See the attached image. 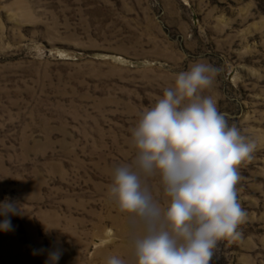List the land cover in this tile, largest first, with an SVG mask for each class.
I'll use <instances>...</instances> for the list:
<instances>
[{
	"label": "rangeland",
	"instance_id": "rangeland-1",
	"mask_svg": "<svg viewBox=\"0 0 264 264\" xmlns=\"http://www.w3.org/2000/svg\"><path fill=\"white\" fill-rule=\"evenodd\" d=\"M197 62L256 145L237 168L239 236L209 264H264V0H0V204L20 208L0 215V264H135L112 175L140 114ZM146 184L166 207L160 178Z\"/></svg>",
	"mask_w": 264,
	"mask_h": 264
},
{
	"label": "clouds",
	"instance_id": "clouds-1",
	"mask_svg": "<svg viewBox=\"0 0 264 264\" xmlns=\"http://www.w3.org/2000/svg\"><path fill=\"white\" fill-rule=\"evenodd\" d=\"M217 72L197 62L178 73L174 85L140 114L131 134L134 160L114 169L109 198L127 215L135 264H209L219 241L239 236L246 213L237 199V168L256 145L229 126L214 97L203 95ZM154 176L166 207L146 184ZM19 212L14 202L0 204V215ZM0 230H12L10 219ZM107 264L125 261L112 256Z\"/></svg>",
	"mask_w": 264,
	"mask_h": 264
}]
</instances>
